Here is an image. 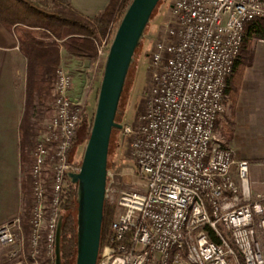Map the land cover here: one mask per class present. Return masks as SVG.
<instances>
[{
	"label": "built area",
	"instance_id": "1",
	"mask_svg": "<svg viewBox=\"0 0 264 264\" xmlns=\"http://www.w3.org/2000/svg\"><path fill=\"white\" fill-rule=\"evenodd\" d=\"M256 18H264V0H173L152 43L141 110L122 129L124 156L135 162L144 188L123 187L122 178L135 174L108 170L106 201L119 211L97 264H264V192L255 193L258 183L264 186V161L257 181L251 162L215 135L227 77L245 26ZM109 40L98 44L99 64L106 62ZM72 86L61 64L54 116L31 154L29 215L0 226V244L10 248L13 264H40L45 231L47 264H55L60 196L68 173L81 168L70 155L87 111Z\"/></svg>",
	"mask_w": 264,
	"mask_h": 264
},
{
	"label": "trees",
	"instance_id": "2",
	"mask_svg": "<svg viewBox=\"0 0 264 264\" xmlns=\"http://www.w3.org/2000/svg\"><path fill=\"white\" fill-rule=\"evenodd\" d=\"M132 1L111 0L103 12L94 19H89L77 12L68 0H0V23L6 29L15 32L21 52L28 62L25 91L26 107L22 120V154L25 164L29 163L27 153L31 151L34 145L32 118L40 114L41 109L48 107L53 101L52 92L57 70L61 65V50L75 57L88 56L96 59L98 44L101 39L109 35L112 38L115 36ZM162 2L163 0L159 2L154 13ZM259 41H264V18H256L246 24L240 52L234 61L232 72L227 77L225 101L232 109L236 108L240 99L246 69L254 64L255 45ZM137 51L128 77L137 61ZM103 75L104 70L102 78ZM99 91L100 89L97 91L96 103ZM94 113L95 110L84 113L83 122L74 140L70 155L71 162L82 164V160H79L75 155L76 148L78 144L88 140ZM123 117L124 112H121L119 108L117 122L123 123ZM120 131L114 129L112 133L109 152L111 160L116 149V145L113 143L116 140L115 135ZM26 177L27 182L23 183L24 211L21 214L23 213L28 217L33 199L30 196L32 176L27 174ZM77 190L78 186L68 178L67 186L60 196V216L64 218L61 239L62 264H76L77 260ZM51 195L52 190L48 188V206L52 202ZM116 210L115 204L105 202L101 249L111 231ZM23 228L24 236L29 238L30 227L27 219L23 222ZM46 234L47 231H45L40 245V264H47L49 261L46 254Z\"/></svg>",
	"mask_w": 264,
	"mask_h": 264
},
{
	"label": "crops",
	"instance_id": "3",
	"mask_svg": "<svg viewBox=\"0 0 264 264\" xmlns=\"http://www.w3.org/2000/svg\"><path fill=\"white\" fill-rule=\"evenodd\" d=\"M68 1L77 12L89 19L98 16L111 2ZM61 54V64L73 78L72 97L84 102L88 110L96 104L105 62H97L98 53L96 59L75 57L64 50ZM27 67V59L21 52L15 32L0 23V226L24 211L23 183L27 180L22 154V120L26 107ZM225 104L227 107L216 123L215 135L220 141L240 150V156L251 162L253 177L257 180V176L263 174L261 163L264 159V41L255 45L254 64L246 69L236 108L232 109L226 101ZM7 249L5 264H13L14 260L9 256L10 248ZM28 254V237H25L22 252L25 263Z\"/></svg>",
	"mask_w": 264,
	"mask_h": 264
},
{
	"label": "water",
	"instance_id": "4",
	"mask_svg": "<svg viewBox=\"0 0 264 264\" xmlns=\"http://www.w3.org/2000/svg\"><path fill=\"white\" fill-rule=\"evenodd\" d=\"M161 0H133L112 40L104 67L90 136L78 173H68L77 190L76 264H97L101 250L102 225L109 170L110 144L131 66L152 15ZM63 216L56 237L55 264H62Z\"/></svg>",
	"mask_w": 264,
	"mask_h": 264
},
{
	"label": "rangeland",
	"instance_id": "5",
	"mask_svg": "<svg viewBox=\"0 0 264 264\" xmlns=\"http://www.w3.org/2000/svg\"><path fill=\"white\" fill-rule=\"evenodd\" d=\"M173 3V0H163V2L160 4L156 12L151 18V21L147 27L146 34L144 38L142 39V42L140 44L141 47L138 48L137 51V61L133 65L131 74L128 77V81L125 86V90L122 96L121 104H120V111L124 112V117H123V125L126 124H133L137 118V114L139 113V110H141V103L143 99V94L147 88L148 84V79H149V62H150V52H151V47L154 38L156 37L161 25L164 23V21L167 19L171 5ZM109 39L112 41L113 38L109 35ZM109 40V41H110ZM105 64V63H104ZM21 83H23V78H21ZM23 85V84H22ZM86 94V92H85ZM53 98V97H52ZM54 101V100H53ZM45 108L41 109V113L33 116L32 118V123L34 124V145L29 153H27V159L29 160V163L26 164L25 166V172L27 174H31V166L33 163V159L31 157V154L33 152V149L35 147V143L41 136V134L45 131V129L49 126V124L52 121V118L54 116V111H55V105L54 102ZM97 104V103H96ZM95 103L89 107V111L92 112L96 108ZM227 107V106H226ZM229 109V108H228ZM87 110V111H88ZM116 140L113 142L116 145V149L114 152V157L113 159H109V169L114 170V171H119L122 173H132L135 174L136 176L134 178L126 177L122 178V182L124 183V186L128 187H134V188H144L143 184L144 181L143 179L140 178L139 176V171L137 169V166L135 165L134 161H131L127 158H125L124 153H125V137L123 135V130L120 132H117L116 135ZM87 142V141H86ZM85 143H80L77 145L76 148V157L79 160L83 159V154H84V149H85ZM225 143V142H224ZM228 144V143H226ZM230 145V144H228ZM233 146V145H231ZM235 148V146H233ZM238 152L240 151L239 149L235 148ZM110 158V157H109ZM264 161V159L262 160ZM31 163V164H30ZM257 180L261 181L263 178V174L257 176ZM27 179V177H26ZM133 181H135L138 185H134ZM50 188V187H48ZM264 191V186L258 183L255 186V193L257 192H263ZM30 196L33 198V188L32 184L30 185ZM118 209L116 210V213L114 214V219L116 218L118 214ZM227 238L229 237L228 234L226 233ZM8 247L2 246L0 244V264H5L7 262V252H8ZM6 259V260H5Z\"/></svg>",
	"mask_w": 264,
	"mask_h": 264
}]
</instances>
